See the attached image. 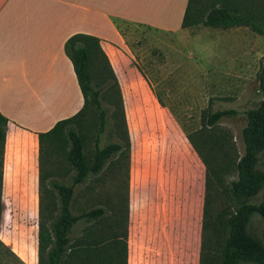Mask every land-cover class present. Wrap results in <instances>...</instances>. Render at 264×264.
<instances>
[{
  "label": "rangeland",
  "instance_id": "374dc122",
  "mask_svg": "<svg viewBox=\"0 0 264 264\" xmlns=\"http://www.w3.org/2000/svg\"><path fill=\"white\" fill-rule=\"evenodd\" d=\"M232 1L243 6L252 4L264 21V0ZM210 3L212 0L199 1L198 6L204 7L201 17L205 16ZM120 31L125 39L124 49L119 47L117 51L111 46L100 45L108 57L122 96L130 139L132 184H129V178L126 182L122 171L106 173L96 183V192H91L87 185L75 189L71 210L79 214L97 203L122 199L127 193L128 205L129 197L132 205L130 264H199L204 184L201 186L202 207L198 211V221L194 220L197 211L195 214L193 209L187 210L186 214L180 213L185 218L169 223L168 231L163 222L161 237H157L154 232L159 228V220L152 219L150 212L154 210L157 214L162 204L167 211V206L164 198L162 204L155 202L151 193L153 184H145L139 179L145 153L182 142L192 148L187 136L199 146L203 137L209 136L211 143L220 138L225 146L222 150L215 146L211 150L207 146L200 147L205 155H215L214 162L221 172L220 182L213 179L210 183L220 184L210 192V212L215 217L233 211L236 205L229 189L231 182L237 179L236 162L243 154L244 113L257 107L262 99L258 74L264 63V37L247 27L223 30L202 24L176 34L127 25L121 26ZM103 103L113 110L112 106ZM164 104L170 107L164 108ZM219 110H233L236 115L221 119L212 129L206 128L205 114ZM92 113L86 114L82 124L89 160L95 137L96 116ZM114 140V134L107 130L100 146ZM6 142L0 240L24 264H37L38 143L32 137L25 138L21 141L24 152L20 147L13 149L12 130L8 132ZM45 168H50V172L56 174L54 177L65 182L62 175L67 166L62 155H55ZM258 168L264 170V155ZM45 201L49 204L48 197ZM245 202H264V189ZM84 227L78 225L72 236H81ZM247 231L264 244V219L252 216ZM225 237L226 229L214 236L211 229L206 232L204 251L214 255L217 264H220ZM35 243L36 251L32 249ZM9 264L20 263L12 260Z\"/></svg>",
  "mask_w": 264,
  "mask_h": 264
},
{
  "label": "trees",
  "instance_id": "16d2710c",
  "mask_svg": "<svg viewBox=\"0 0 264 264\" xmlns=\"http://www.w3.org/2000/svg\"><path fill=\"white\" fill-rule=\"evenodd\" d=\"M200 0H188L181 28L200 24L214 29L247 27L264 37L263 16L253 5L243 6L232 0H212L200 8ZM199 7V8H198ZM64 51L70 60L82 95V108L73 116L57 121L46 132L37 133L38 192L37 264H128L129 205L128 194L122 199L97 203L79 214L72 212L75 189L87 185L96 192V183L106 173H124L128 181L130 164V139L124 116L120 88L108 57L103 52L100 39L87 34H74L65 43ZM98 84V85H97ZM96 85V86H95ZM262 99L244 114L246 124L242 129L243 154L236 162L237 179L230 184V197L235 209L211 216L210 192L213 179L220 182L221 172L215 155L204 154L201 146L211 150L224 149L219 139L210 142L209 136L200 139L199 146L191 136L187 140L205 167L204 199L201 222L199 264H217L214 255L205 253L206 232L212 236L226 229L220 264H264V244L247 231L254 215L264 219V202L245 201L256 197L264 189V170L258 168L264 155V63L258 74ZM106 102L113 107L110 111ZM96 116L94 150L90 160L85 150L82 133L83 121L88 112ZM236 115L233 110L206 113L204 126L214 128L221 119ZM9 121L0 113V225L3 214V160L6 131ZM110 130L115 140L100 146L104 133ZM11 129L8 131L10 132ZM62 155L67 166L62 175L65 182L45 168L55 155ZM49 178V179H48ZM49 180L47 184L45 182ZM127 185V184H126ZM48 197L49 204L45 199ZM85 225L81 236L73 237L78 225ZM36 251V243L32 247ZM12 260L23 261L0 240V264Z\"/></svg>",
  "mask_w": 264,
  "mask_h": 264
},
{
  "label": "crops",
  "instance_id": "0c3cea01",
  "mask_svg": "<svg viewBox=\"0 0 264 264\" xmlns=\"http://www.w3.org/2000/svg\"><path fill=\"white\" fill-rule=\"evenodd\" d=\"M187 3L188 0H0V113L9 121L6 136L10 129L13 131L12 148L20 147L24 152L23 139L32 137L37 142V133L48 131L57 121L82 108L73 66L64 51L69 37L78 33L91 35L100 39L102 47L118 51L125 46L120 31L124 25L181 32ZM6 150L5 139L4 164ZM130 169L131 159L132 184ZM139 179L153 184L155 202L162 204L164 198L167 206V211L162 204L157 214L150 212L152 219L159 220L154 235L160 238L163 222L168 231L169 223L185 218L180 213L190 209L195 214L197 211L194 220L198 221L205 169L192 148L182 142L147 151ZM131 219L129 197L128 264Z\"/></svg>",
  "mask_w": 264,
  "mask_h": 264
}]
</instances>
